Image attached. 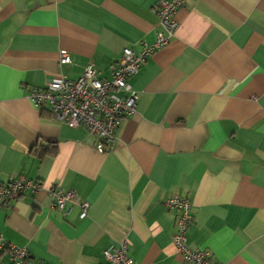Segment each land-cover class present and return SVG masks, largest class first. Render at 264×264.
I'll list each match as a JSON object with an SVG mask.
<instances>
[{"label":"crops","instance_id":"1","mask_svg":"<svg viewBox=\"0 0 264 264\" xmlns=\"http://www.w3.org/2000/svg\"><path fill=\"white\" fill-rule=\"evenodd\" d=\"M161 0H0V183L42 190L0 206V234L43 264H181L173 196L193 204L191 247L218 264H264V0H188L179 29L130 79L139 94L113 145L36 108L31 89L93 64L110 79L125 48L153 46ZM63 55L70 62L61 63ZM57 143L56 156L31 154ZM91 206L53 207L49 188Z\"/></svg>","mask_w":264,"mask_h":264},{"label":"built area","instance_id":"2","mask_svg":"<svg viewBox=\"0 0 264 264\" xmlns=\"http://www.w3.org/2000/svg\"><path fill=\"white\" fill-rule=\"evenodd\" d=\"M188 0H161L157 9L159 30L153 46H146L137 53L125 48L117 68L110 79L101 78L93 64H89L81 78L72 80L59 76L55 81L42 87L31 89L29 99L39 109L48 108L59 121L71 128L83 127L96 136V149L105 152L106 146L113 145L125 120L137 110L139 94L129 81L136 76L142 65L156 50L168 45L175 37L179 23L176 14ZM63 55L61 63H69ZM42 190L41 182L24 178H10L0 183V206L8 207L30 192L37 195ZM53 207L68 213L74 206H79L82 217H86L90 204L78 201L73 191H64L61 186L49 188ZM170 211L180 212L176 223L173 245L181 255V264H218L212 260L210 252L193 248L188 241V229L195 223L193 204L188 199L173 196L164 202ZM109 264H136L128 255L125 242L113 251H106ZM0 264H43L35 262L24 247L7 241L0 234Z\"/></svg>","mask_w":264,"mask_h":264},{"label":"trees","instance_id":"3","mask_svg":"<svg viewBox=\"0 0 264 264\" xmlns=\"http://www.w3.org/2000/svg\"><path fill=\"white\" fill-rule=\"evenodd\" d=\"M59 145L57 143H38L31 150V154L39 158H44L46 156H56L58 154Z\"/></svg>","mask_w":264,"mask_h":264}]
</instances>
